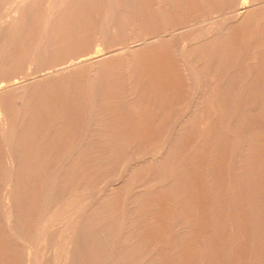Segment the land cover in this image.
I'll use <instances>...</instances> for the list:
<instances>
[{
  "label": "bare ground",
  "instance_id": "6f19581e",
  "mask_svg": "<svg viewBox=\"0 0 264 264\" xmlns=\"http://www.w3.org/2000/svg\"><path fill=\"white\" fill-rule=\"evenodd\" d=\"M51 5L19 0L0 24V264H172L190 234L198 264H223L234 246L219 237L244 231L247 259L264 261V0H69L59 16ZM210 12H223L212 29L201 25ZM33 18L41 36L27 54L19 36L37 34ZM153 46L156 75L170 55L178 87L141 70L152 63L139 66L137 47ZM23 54L32 72L70 64L14 83ZM191 149L205 151L198 165ZM154 196L177 207L168 227Z\"/></svg>",
  "mask_w": 264,
  "mask_h": 264
},
{
  "label": "rangeland",
  "instance_id": "374dc122",
  "mask_svg": "<svg viewBox=\"0 0 264 264\" xmlns=\"http://www.w3.org/2000/svg\"><path fill=\"white\" fill-rule=\"evenodd\" d=\"M47 1H49V0H47ZM17 2H18V3H17ZM7 3H8V4H7ZM11 3H12V4H11ZM20 3H21V0H20ZM56 3H57V4H56ZM66 3L68 4V3H69V0H65V1H64V0H53V5H51V6H53V7H51L50 10H51V11L54 10L55 13H56L55 15H56V16H59V15H57V14L61 13L62 9L65 8L64 6L67 5ZM13 4H14V6H11V5H13ZM15 6H16V7H15ZM11 7H12V8H11ZM13 7H14V8H13ZM63 7H64V8H63ZM244 7H245V6H244ZM244 7L242 6L241 9H243ZM18 8H19V0H18V1H17V0H0V24H1V25H4V23H7L8 20H9V21H15V19H16L15 16H17V14L20 13V12H16V9L18 10ZM52 8H53V9H52ZM56 8H57V9H56ZM11 9H12V10H11ZM60 10H61V11H60ZM16 13H17V14H16ZM40 13H41V12H39V14H40ZM49 13H50V12H49ZM217 13H218V14H217ZM222 13H223V12H222ZM222 13H221V12H220V13H219V12H215V13H214V12H210L208 15H209V16H212V17H209V16H208V18H207V16H206V17H204V18H207V19H204V20L206 21V20H208V19L211 20V18L213 19L214 17H216V18H217V17H220V14H221V16H222ZM15 14H16V15H15ZM34 14H36V16H38V19H39V17H41V16L38 14V12H35ZM42 14H43V13H42ZM44 14L46 15L47 12H46V13L44 12ZM44 14H43L42 17L45 16ZM213 14H214V15H213ZM13 15H14V16H13ZM36 16H33V17L37 19ZM56 16H53V17H56ZM213 16H214V17H213ZM17 17H18V16H17ZM42 17H41V18H42ZM34 18H33V19H34ZM41 18H40V20H41ZM56 18H58V17H56ZM56 18H53V20H55ZM11 19H12V20H11ZM36 19H34V21H35L34 26H36V27H33L35 30H34V29L32 30V31H35V33H37V32L39 31V30H37V28L40 27V26L37 27V26L39 25V23H38V25L36 24ZM40 20H38V21L40 22ZM209 20H208V21H209ZM6 21H7V22H6ZM42 21H43V20H41V22H42ZM205 21H203L205 24H201V25H204V26H205L206 24L209 25V23H207L208 21H206V22H205ZM212 21L214 22V19H213ZM212 21H211L210 25H211V24L213 25V22H212ZM1 22H2V23H1ZM40 24H41V23H40ZM208 25H206V26H208ZM212 25H211V26H212ZM198 26H199V27H198ZM198 26H197V28L195 27V28H193V29H196V30H197L198 28L200 29V25H198ZM206 26H205V28H206ZM146 27H147V26H146ZM202 27H203V26H202ZM212 27H213V26H212ZM207 28H211V27L208 26ZM151 29L154 30L153 27L148 26V27L145 29V32L148 31L149 33H152L153 30H151ZM202 29L204 30V27L201 28V30H202ZM211 29H212V28H211ZM36 30H37V32H36ZM149 30H151V31H149ZM196 30H195V31H196ZM187 31H190V32H187V33H191V30H187ZM198 31H200V30H198ZM148 32H146V33H148ZM192 32H194V31H192ZM30 33H31V32H30ZM30 33H29L28 35L26 34V35L19 36L21 39H24V40H22V41H23V47H24L26 50L23 48L22 51H24V53H25V51H26L27 54H29V52H30V53L32 52L31 50L33 49L34 42H35V40H36V36L38 35V38L41 36V35H39V34H40V31L38 32L39 34H38V33H37V34H34L35 36L32 34V33H33V32H32V33H31L32 36H33L32 38H31V34H30ZM20 34H21V33H20ZM192 34H193V33H192ZM29 38H30V39H29ZM29 40H30V41H29ZM19 41H20V40H19ZM22 41H21V42H22ZM27 41H29L31 44H30V43L27 44ZM19 43H20V42H19ZM16 44H17V43H16ZM24 44H25V46H24ZM18 45H19V44H17V47H18ZM14 46H15V45H14ZM122 46H123V45H118V46L116 47V49H117V48H118V49H121ZM17 47H16V48H17ZM153 47L155 48V46H153ZM153 47H151V48H150V47L146 48V49H149V48H150V49L148 50V52H150V53H147L148 55L145 53V52H147L146 50H144V51H145V52H144L142 48H138V47H137L138 53L140 54V55L138 54V55L140 56V57L138 56V57L140 58V60L138 59V63H140V61H141V62L144 64V65H143L142 63H140V64H139L140 67H142V65L145 66V64H146L147 62L149 63V65L152 63L151 65L153 66V64H154L155 62H156L155 64H157L158 61H159V62L161 61V63H160V64L158 63L157 66H160V67L162 66V68L164 67V66H163L164 64L162 65V62H163V61H162V58H161V60H158V59H160V57L157 56V52H158L159 50L157 51V48H155L154 50H155L156 52L154 53V50L152 51V48H153ZM28 48L30 49V51L27 50ZM114 48H115V47H114ZM114 48H112V49H114ZM122 48H123V47H122ZM13 49H14V47H13ZM139 49H140V51H143L142 53H144V56H142V53L139 51ZM141 49H142V50H141ZM150 50L152 51V53H151ZM13 51H15V49L12 50V53H14ZM16 51H17V50H16ZM16 51H15V52H16ZM93 53H94V52H92V54H93ZM153 53H154L155 55H154ZM92 54H91V52H90V53L87 54V55H92ZM94 54H95V53H94ZM145 54H146V55H145ZM152 54H153V55H152ZM24 55H25V57H23V58L26 59V60H24V62H23L22 64H19V62H21L22 60L19 61V62H18V65H22V66H18V67H16L17 69L19 68L20 70L18 69V72H17V70H16V72H15V70H13V71L15 72V73L13 72L14 75H11L12 73L9 74V75H10L9 78L12 76V78H10V79H11V81L14 82V83H15V82H17V83L23 82V81H24L25 79H27L28 77H29V78H32V77L35 78V77L41 75L42 73H44L45 71H51V70H53V69H55V68H59V67H62V66L64 67V66L70 64V63H69V60H68V61H66V63H64V65H63V64H60V65H62V66L58 65V66L55 67V68H52V69L50 68V69H48V70L46 69L45 71H41V72H39L40 74L36 71V72H37V74H36V72H32V70L35 71L34 68H33V66L28 67L29 70H28V68H27V66H26V64L28 63V62L26 63V61H28V60H27V57H29L30 55L27 56L26 54H23V56H24ZM149 55H151V56L149 57ZM141 56H142L143 58H142ZM152 56H153L154 58H153ZM155 57H156V58H155ZM158 57H159V58H158ZM164 57H165V56H164ZM166 57H169L170 60L167 59V58H166V60H165V58H163V59H164V63H167V62H168V63H167V66H168V64H169L168 67H170V68H168V67L166 66V64H165V68H164V70H163V69L160 70V68H159L160 71L163 70V73L166 71V69H167V71H170V70H172L173 68H176L175 65H172L173 62L171 61V59H172L171 56L167 54ZM23 58H22V59H23ZM145 58H146V59H145ZM149 58H151V60H150ZM148 59L151 61V63H150V61H148ZM156 59H157V60H156ZM152 60H153L154 62H153ZM167 60H169V61H167ZM70 61H71V60H70ZM75 61H77V59L74 60V62H75ZM145 61H146V62H145ZM165 61H167V62H165ZM67 62H68V63H67ZM72 62H73V61H72ZM169 62H170V63H169ZM171 62H172V63H171ZM24 63H25V64H24ZM148 63H147V64H148ZM147 64H146V65H147ZM155 64H154V66H155ZM23 65H25L26 68H25V66H23ZM170 65H171V66H170ZM147 66H148V65H147ZM147 66L144 67V69L141 68V70H143V72H144L145 74L147 73L146 76H148V77L150 76V77H149V82L151 81V75H154V74H155V76H157V77L160 76V78H157V79H155L156 77L153 76L154 78H152V81H153V79H155V81H153V82L151 81V82H152V84L154 85V87H155V84H156V86L159 85L158 87H160L161 85H160V83H158V82L163 81L164 79L166 80L167 78H168V82H169V84H166V83H165V80H164V81L161 83V84H163V87H165L166 85H169L168 87H170V86L172 85V86L170 87V88H172V87H178V84L180 85V82H181V79H180L181 74H179L180 72L177 70V68L174 69V70H175L176 72H178V75L176 76L177 73H176V72H173L172 74L176 73V74H174L175 79H173L174 77H173V75L171 74V72L174 71V70H172V71L169 72V74H170L171 77H173V78H170V79H169L170 76H168V75H169V74H167L168 72L165 73L166 76H165V74L163 75V73H162V75H163L164 78L160 75V71H159V73H157V75H156V70H157L158 67H154V66H153L154 68H153L152 66H148V68H153V69L155 70L154 72H152L153 74H151V72H150V75H149V74H148V73H149V70L152 71L153 69H148ZM172 66H173V67H172ZM31 67H32L33 69H32ZM166 67H167V68H166ZM171 67H172V68H171ZM16 68H15V69H16ZM23 68H24V69H23ZM155 68H156V69H155ZM31 69H32V70H31ZM168 69H169V70H168ZM26 70H27L28 72H27ZM146 70H147V71H146ZM145 71H146V72H145ZM157 71H158V70H157ZM19 72H20V73H19ZM30 72H31V74H30ZM38 74H39V75H38ZM158 74H159V75H158ZM15 75H16V76H15ZM17 75H18V76H17ZM28 75H29V76H28ZM179 75H180V77H179ZM27 76H28V77H27ZM167 76H168V77H167ZM5 77H8V76L6 75ZM5 77H4V76H0V86H3V85H6V84H7V83H6V80H5V79H7V78H5ZM17 77H18V78H17ZM2 78H5L4 81H2V80H3ZM9 78H8V79H9ZM161 78H163V79H161ZM176 78H177V79H178V78L180 79V80L178 79V81H179L178 83L176 82ZM181 78H182V77H181ZM1 79H2V80H1ZM10 79H9V80H10ZM160 79H161V80H160ZM146 80L148 81L147 78H146ZM157 80H159V81L156 82ZM169 80L171 81V83H172V80H175V81H173V82L176 83V86H174V85H175L174 83H173V84H170V81H169ZM7 81H8V80H7ZM155 82H156V83H155ZM166 82H167V80H166ZM168 82H167V83H168ZM154 83H155V84H154ZM164 83H165V85H164ZM166 87H167V86H166ZM180 89L182 90V91H181L182 93H181V92H180V93H181L183 96H187V98H188L189 92H186V93H185V90H184L183 88H180ZM183 91H184V92H183ZM188 91H189V90H188ZM184 94H185V95H184ZM158 118H159V117H158ZM141 120H143V118H142ZM145 120H146V121H145ZM156 120H157V119H155V121H156ZM155 121L153 120V123L157 124ZM147 122H148V120H147V119H144V123H147ZM142 123H143V122H142ZM197 123L199 124L200 121H199V122H196V124H197ZM134 124H135V123H134ZM134 124H132V125H134ZM136 124H138V123H136ZM136 124H135V125H136ZM155 124H153V125H155ZM198 124H197V125H198ZM201 124H202V122H201ZM141 125H143V124H141ZM141 125H140V126H141ZM157 125H159V124H157ZM157 125H156V126H157ZM199 125H200V124H199ZM143 126H145V125H143ZM146 126H147V125H146ZM156 126H154V127H155L154 129H157V128H158V126H157V127H156ZM159 126H161V125H159ZM202 126H203V125H202ZM151 127H152V126H151ZM151 127H150V128H151ZM164 127H165V126H164ZM166 127H167V125H166ZM203 127H204V126H203ZM203 127H202V128H203ZM150 128H149V129H150ZM205 128H206V127H205ZM154 129H153V130H154ZM200 129H201V128H200ZM201 130H202V129H201ZM203 130H205V129L203 128ZM145 131H146V130H145ZM206 131H207V128H206ZM207 132H208V131H207ZM186 136H187V135H186ZM212 138H214V137H212ZM214 139H216V138H214ZM186 140H187V139H186ZM192 150H194V149H191L190 151H192ZM206 150H207V149H206ZM192 152H193V153H192ZM192 152H190L191 154H193V156H192L193 159L191 160V161H192L191 163H194V162L196 163L197 160H198V162H199V161H200L199 158H201V159L204 158V157H202V156L204 155L205 151H201V153H200L199 151H198V152H196V151H192ZM195 152H196L197 154H196ZM202 152H203V153H202ZM206 152H207V151H206ZM194 153H195V155H194ZM199 154H200V155H199ZM201 154H202V155H201ZM206 154H207V153H206ZM126 157H127V156H126ZM194 157H195V158H194ZM120 159H122V160H120V162L118 161V162H119V164H118L119 166H120L121 163L123 164V163L125 162V161H123V159L125 160L126 158H123V157H122V158H120ZM195 160H196V161H195ZM121 161H123V162H121ZM118 162H117V163H118ZM198 162L196 163L197 165H198ZM196 164H194V165L192 164V165L195 166ZM197 165H196V166H197ZM119 166H118V167H119ZM116 167H117V166H116ZM118 167H117V168H118ZM194 173H195L196 175H198L196 172H194ZM1 175H2V178H1L0 182L2 183V182H5V181L3 180V173H2ZM1 175H0V177H1ZM192 175H193V176H192ZM196 175H194L193 172H192V174H190V179H191V181L193 180L192 178H194ZM99 178H100V177H99ZM99 178H98V179H99ZM196 178H197V176H196ZM98 179H97V180H98ZM194 179H195V178H194ZM245 179H246V178H245ZM99 180H100V179H99ZM193 181H194V180H193ZM197 181H198V180H197ZM1 183H0V185L3 184V183H2V184H1ZM97 184H98V185H97L96 187H99V188H100V187L102 188V187L104 186V184H101L100 182H98ZM190 184H191V183L185 185V187H186L187 190H188V188H190V187L193 186V188L189 189L190 191H191V190H194V189L196 188V186H197L196 183H192V184H193V185L191 184L192 186H191ZM194 184L196 185L195 188H194ZM3 185H4V184H3ZM101 185H102V186H101ZM189 186H190V187H189ZM0 187H1V189L3 190V186H0ZM197 187H198V188H196V190L198 189V192H199L200 194H203V196H206V194H207V195H211V193H212V191H213V190H211V189L214 188V187H213V188L210 189L209 187H211V186H209V185H207V184H206V187H205L204 185H201V186L198 185ZM199 188H201L202 190L199 189ZM1 189H0V190H1ZM203 189H204V191H203ZM206 189L209 190V191H207ZM2 190H1L0 192H2ZM205 192H207V193H205ZM208 192H210V193H208ZM0 195H1V193H0ZM156 197H157V198H156ZM196 197H197V198H196V202H197V200H199V203H198V202H197V203H198V205H201V206H202V202H205V201H201V203H200V200H201V199H202V200H205V198H204V197L202 198L200 195H198V196L196 195ZM198 197H201V198H198ZM155 198H156V199H155ZM168 199H169L168 196H160V197H159V196H154V197H153V200H152V203H153V204H156L157 206H155V205H150V202L148 203L149 206H151V208L154 206V212L157 213V214H156V213H155V214L158 215L157 217H159L160 225H162V226H161V229L167 226V223L165 222V221L167 220V216L170 214V211H171L173 208L176 207V206H175V207H173L172 209H170V207L173 206V205H172L173 203L171 204L172 201H171V200H168ZM154 200H155V201H154ZM149 201H150V200H149ZM153 201H154V202H153ZM170 201H171V202H170ZM156 202H157V203H156ZM166 204H167V205H166ZM169 204H171V205L168 206ZM161 205H162V206H161ZM160 207H161V208H160ZM166 207H169V208L166 209ZM159 208H160V209H159ZM7 209H9V207H7ZM164 209H165V210H164ZM169 209H170V210H169ZM176 209H177V207H176ZM161 211H162V212H161ZM164 211H166V212H164ZM244 211L246 212V209H244L243 212H244ZM152 212H153V211H152ZM154 212H153V213H154ZM160 212H161V213H160ZM248 212H250V211H248ZM200 214H201V219H200V220H203L202 217H204L205 214H207V216H210L209 213H205V214H204V213H196L195 215L193 214L192 217L196 216V217H194V220H195V219L197 220V219L200 218ZM250 214H251V213H250ZM197 215H198V216H197ZM202 215H203V216H202ZM6 216H7V215H6ZM161 216H162V217H161ZM165 216H166V217H165ZM207 216L204 217V220L206 221V223H212V222H213L212 218H211V220H210L211 222H210V221H207V220H209L208 218H210V217H207ZM252 216H254V214H252ZM198 217H199V218H198ZM160 218H161V219H160ZM252 218H254V219L256 220L255 217H252ZM252 218H251V220L253 221L254 219H252ZM206 219H207V220H206ZM200 220H199V221H200ZM257 220H258V219H257ZM199 221H197V222H199ZM205 221H203V222H205ZM242 221H243V220H242ZM162 222H164V223H163L164 225L161 224ZM242 223H243V222H241V224H242ZM254 223H255V221H254ZM163 226H164V227H163ZM167 227H168V226H167ZM170 229H171V228H170ZM206 230H207V229H206ZM206 230H205V232H206ZM244 232H245V233H244ZM244 232H240V234H236V237H235V236L232 237V236L234 235V234H233L234 232H233V233L230 232V233H227L228 235L226 234L228 237L225 235V236H222V238L219 237V235H218L217 233H212V235H213V234L215 235V236L213 235L214 237H216V236L218 235L216 238L219 237V238H220V244H221V243H222V245L225 244V247H226L227 244H231V245H227V246H230V247H233V246H234V249L231 248V250H233L231 253H234V254H231V253L229 254V253H228V255H229L228 257H226V256H227L226 254H224V253H225V252H223L224 250L222 251V253H223L222 255H223V256L221 255V258L224 257V258H222L223 264H227L226 262H229V261H230L229 263L231 264V263H233V262L236 260V258H237V260L235 261V263H236V262L238 261V259H239V261H238L239 263H236V264H241L240 262H242V264H245V263H246V264H248V263L251 264V262H253L252 264H254V261H255V264H257V263L259 264L257 258L255 259V257L250 259V260L253 259L252 261H250L249 259H247V258H248V254H249V253H248V252H249V251H248V250H249V247H248V246H251V244L254 243L253 239H255V237H253V235L251 234L250 231H244ZM248 232H250V233H248ZM246 233H247V234H246ZM209 234H211V232H210ZM216 234H217V235H216ZM229 234H232V235L230 236ZM242 234H243V236L241 237ZM248 234H250V236H249ZM191 235H192V234L188 235L189 237H187V239L185 238V236H183L184 238L182 237V239H185L186 242H187V241L189 242V243H188V242H187V243L184 242V243H185V246H187V247L189 246V247H188L189 249H190V244H192L191 242H193L192 239H193V237H195V236H191ZM238 235H239V238L237 237ZM246 235L248 236V239L251 238V236L253 237V239L251 238V239H249V240H250V241H249L248 239H246V238H247ZM190 237H192V239H190ZM223 237L228 238L227 242H226V239L223 238ZM229 237H230V238L232 237L231 241L229 240V239H230ZM216 238H215V239H216ZM234 238L236 239V242H235V239H234ZM241 238H242V239H241ZM243 238H244V239H243ZM194 239H195V238H194ZM224 239H225V240H224ZM245 239H246V240H245ZM190 240H191V241H190ZM233 240H234V241H233ZM241 240H242V242L245 241V244L242 243V244H243V248H242V246H241L242 244H241V243L239 244V242H241ZM251 240H252V241H251ZM223 241H225V242H223ZM238 241H239V242H238ZM262 241L264 242V238L262 239ZM204 242H205V241H204ZM204 242H203V243H204ZM231 242H233V244H232ZM247 242H248V243H249V242H250V243L252 242V243H251V244L249 243V245H247V244H246ZM193 243H196V242H193ZM186 244H188V245H186ZM245 245H246V246H245ZM185 246H184V247H185ZM217 246H219V243L217 244ZM217 246H215V248H216V250H217V252H218V251H219V248H218ZM235 246H236L237 248H236ZM184 247H181V248H184ZM199 247H200V246H199ZM188 248L185 247V249H188ZM227 248H228V247H227ZM238 248H239L240 250H238ZM246 248H248V249H246ZM263 248H264V244H263ZM185 249H178V251L176 250L177 252H174V254H173V253L170 254V255H172V256L174 255L173 257L170 256V259L173 260V261H172V264H173L175 261H176V263L178 262V264H188L189 261H190L189 264H195V263L198 264L200 258H199V256H198V254H195V253H196V252H195V248H194L193 251L188 249L187 252H186ZM198 249H199V248H198ZM244 249H245V251H242V250H244ZM0 250H1L0 253H1V255H2L3 258H4L5 256H6V257L8 256V255H5V253H7V252L4 251L5 248H4V250H3V248H0ZM2 250H3V252H2ZM6 250H7V249H6ZM9 250H10V249H9ZM9 250H7V251H9ZM180 250H181V251H180ZM201 250L203 251L202 248H201ZM236 251H239L238 254L240 253V251H242V252L239 254L240 257H239L238 254H235V253H237ZM247 251H248V252H247ZM9 252H10V251H9ZM9 252H8V253H9ZM185 252H186V253H185ZM190 253H191V254H190ZM193 253H194V254H193ZM219 253H220V251H219ZM242 253H243V255H241ZM247 253H248V254H247ZM181 254H182V255H181ZM188 254H189V255H188ZM192 254H193V255H192ZM244 254H246V255H244ZM231 255H232V256H231ZM237 255H238V256H237ZM188 256H190L191 259H190V257H188ZM219 256H220V255H219ZM243 256H244V257H243ZM174 257H175V258H174ZM187 257H188L189 259L186 261ZM229 257H230V258H229ZM242 257H243V258H242ZM178 258H179V259H178ZM232 258H233V260L235 259L233 262H232V260H230V259H232ZM240 258H241V260H240ZM244 258H245V261H244ZM170 259H168V261H169ZM213 259H214V258H213ZM223 259H224V260H223ZM246 259H247L249 262L246 261ZM171 260H170V261H171ZM214 260H216V259H214ZM256 260H257V261H256ZM179 261H180V262H179ZM212 261H213V260L209 261V263H208V262L205 263V262H206V260H205V261H203L204 263H202V264H210V262H211V264H215V263L212 262ZM186 262H187V263H186ZM224 262H225V263H224ZM263 262H264V261L260 262V264H261V263L264 264ZM229 263H228V264H229ZM233 264H234V263H233Z\"/></svg>",
  "mask_w": 264,
  "mask_h": 264
}]
</instances>
